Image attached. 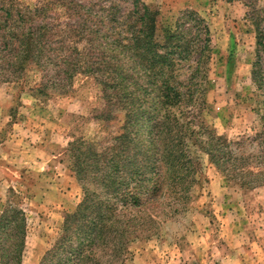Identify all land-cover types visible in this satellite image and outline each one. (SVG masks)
<instances>
[{
  "label": "rangeland",
  "instance_id": "1",
  "mask_svg": "<svg viewBox=\"0 0 264 264\" xmlns=\"http://www.w3.org/2000/svg\"><path fill=\"white\" fill-rule=\"evenodd\" d=\"M145 7L156 13V39L179 28L180 43L188 46L170 57L176 60L170 75L186 96V126L202 137L199 143L206 132L224 139L218 146L233 159L246 156V163H235L251 171L239 177L231 163L217 165L195 146L197 181L189 175L190 194L175 208L180 212L163 205L165 196L129 210L126 236L98 242L89 264H264V48L258 34L264 0H0V218L13 210L24 214L21 264H61L68 246L80 244L74 235L63 239V226L83 203L84 189L100 191L102 174L80 172L78 164L121 145L129 122L117 91L148 98L154 88L148 66L144 72L137 52L123 48L140 31ZM39 27H56L41 38L49 41L47 56L24 64L23 34ZM205 27L210 42L204 50ZM70 53L75 68L67 69L78 70L68 90L40 91L47 80L36 64ZM88 54H95L90 74L79 68ZM54 64L49 80L57 74ZM118 72L125 82L115 80ZM103 185L105 199L114 185ZM156 209L161 214L153 218Z\"/></svg>",
  "mask_w": 264,
  "mask_h": 264
},
{
  "label": "trees",
  "instance_id": "2",
  "mask_svg": "<svg viewBox=\"0 0 264 264\" xmlns=\"http://www.w3.org/2000/svg\"><path fill=\"white\" fill-rule=\"evenodd\" d=\"M134 1L137 5L139 0ZM139 23L140 31L133 36V39H129L131 45L123 42L125 44L123 48L127 51L137 52L136 57L139 59L140 65L143 66L141 69L144 72V68L148 66L147 69L150 74L153 73L155 78V81L152 80L150 83L154 88L148 98L136 94L134 91L126 92V88L123 93L121 90L117 91L129 122L124 126L123 134L119 139L121 145L107 150L104 154L85 155L83 161L78 164L80 172L94 170L99 172L98 174H102L101 182H98L100 191L84 189L83 203L76 213L67 216L63 226V239H72V235H74L79 238L80 244L74 248L71 245L68 246L67 260L61 264H89L93 261V251L101 247L98 242H101L102 245L106 244L110 235H114V238L126 236L131 224L127 219L131 209L144 207L147 204L154 205L162 196H165L166 202L163 205L168 204L167 207L171 206L175 213L180 212L179 209H175L179 206L178 201L180 199L187 200V196L190 194V184L197 181L194 178L196 171L192 173V169H195L198 164V159L194 157L192 148L197 145L200 146L198 148L201 151L209 154L213 163L220 166L231 163L239 177L249 175L248 173L251 171L250 168L244 171L238 163H235L239 161L246 163V156L233 159L219 147H223L224 139L216 138L206 132L208 139L199 143L202 137L200 139L195 131L186 126H190L187 121L186 96L174 83L173 74L170 75L172 65L176 61L170 58L171 55L176 52L183 54L188 51V46L180 43L184 37L181 36L182 32L178 30L179 28L177 30L166 29L163 31V39H156V13L147 7L140 15ZM256 25L259 27L260 23ZM53 30H56V27L50 29L39 27L35 31L23 34V39H25L23 41L26 43L24 47L27 48L24 64H28L31 58L47 56V42L49 41L44 42L41 38L45 36L46 32ZM203 32L206 43L205 50L210 42L209 29L205 27ZM263 33L264 31L259 29V46L262 48H264ZM91 42L94 41L91 40ZM58 49L61 51L64 46L62 45ZM85 56V60L79 63V66H82L79 68L86 69L84 72L90 74L92 73L90 65L93 66L92 59L95 58V54L92 58L89 54ZM135 62L137 61L135 60ZM103 63L104 61H101L100 65ZM53 64L57 69V74H55V79L49 80V67ZM36 67L42 70L43 79L47 80L41 85L40 91L50 88L67 91L78 70L71 69L75 68L72 53L60 61L42 60L36 64ZM67 67L71 68L67 69ZM120 79L122 82L126 81V78H122V74L118 72L115 80L118 82ZM100 83L110 89L103 80ZM187 100L192 101V97L188 96ZM190 142L193 145H190ZM203 144L208 147H204ZM108 156L110 159L107 158ZM121 173L122 177L119 176ZM262 173L264 172H260L259 175ZM189 175L193 178L192 183ZM94 182L96 183L95 179ZM107 182L112 183L114 187L111 190L108 186L104 199L106 186L103 184L107 185ZM165 188L167 194L164 193ZM101 197L102 199L99 201ZM155 214L160 215L161 211L153 210V218L157 217ZM123 219H125L126 226L122 230ZM138 227V231L144 228L141 225ZM26 233V220L24 214L19 210H13L11 215L6 214L0 218V253L4 264H21L20 259L25 246ZM59 246L62 249L66 248V245L61 246V242ZM63 250L65 251V249ZM56 251L57 246L50 254L56 253ZM92 255L93 257H91Z\"/></svg>",
  "mask_w": 264,
  "mask_h": 264
}]
</instances>
